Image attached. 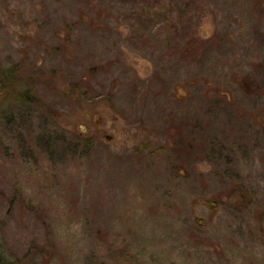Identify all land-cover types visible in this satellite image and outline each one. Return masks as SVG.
I'll use <instances>...</instances> for the list:
<instances>
[{
  "label": "rangeland",
  "instance_id": "1",
  "mask_svg": "<svg viewBox=\"0 0 264 264\" xmlns=\"http://www.w3.org/2000/svg\"><path fill=\"white\" fill-rule=\"evenodd\" d=\"M6 264H264V0H0Z\"/></svg>",
  "mask_w": 264,
  "mask_h": 264
},
{
  "label": "trees",
  "instance_id": "2",
  "mask_svg": "<svg viewBox=\"0 0 264 264\" xmlns=\"http://www.w3.org/2000/svg\"><path fill=\"white\" fill-rule=\"evenodd\" d=\"M0 260L2 261L3 264H6V263L4 262V260L2 259L1 255H0Z\"/></svg>",
  "mask_w": 264,
  "mask_h": 264
},
{
  "label": "water",
  "instance_id": "3",
  "mask_svg": "<svg viewBox=\"0 0 264 264\" xmlns=\"http://www.w3.org/2000/svg\"><path fill=\"white\" fill-rule=\"evenodd\" d=\"M0 264H3V263L1 262V260H0Z\"/></svg>",
  "mask_w": 264,
  "mask_h": 264
}]
</instances>
